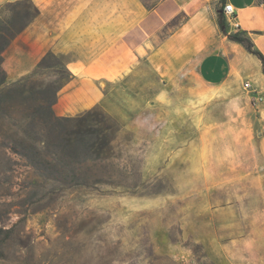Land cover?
<instances>
[{
	"label": "rangeland",
	"instance_id": "374dc122",
	"mask_svg": "<svg viewBox=\"0 0 264 264\" xmlns=\"http://www.w3.org/2000/svg\"><path fill=\"white\" fill-rule=\"evenodd\" d=\"M158 1L0 0V30L10 44L50 17L100 14L112 36ZM54 54L28 99L0 95V264H264V77L200 93L146 63L107 81L91 123L113 127L114 150L85 166L101 182L61 183L25 122L71 78L72 55Z\"/></svg>",
	"mask_w": 264,
	"mask_h": 264
},
{
	"label": "crops",
	"instance_id": "0c3cea01",
	"mask_svg": "<svg viewBox=\"0 0 264 264\" xmlns=\"http://www.w3.org/2000/svg\"><path fill=\"white\" fill-rule=\"evenodd\" d=\"M225 3L235 9L232 18L224 15ZM181 16L183 22L169 28ZM219 16L230 33L246 32L264 56V0H159L112 36H107L106 19L100 14L91 22L79 17L64 29L58 24L68 16L61 21L50 17L48 29L35 22L12 40L2 66L7 82H14L32 73L48 51L71 54V78L54 104L58 116H76L102 104L107 81L146 63L165 79L182 77L187 86L195 79L203 87H196L200 93L262 79V61L221 31Z\"/></svg>",
	"mask_w": 264,
	"mask_h": 264
},
{
	"label": "trees",
	"instance_id": "16d2710c",
	"mask_svg": "<svg viewBox=\"0 0 264 264\" xmlns=\"http://www.w3.org/2000/svg\"><path fill=\"white\" fill-rule=\"evenodd\" d=\"M219 26L230 40L242 44L249 52L258 56L262 61L264 72V56L254 48V43L246 32L237 31L230 33L224 28L225 20L222 16L219 20ZM5 39L4 31L0 30V95L4 94L6 98L11 100L15 94H20L25 101L27 98L25 96L37 90L36 83L32 80L33 75L46 66L50 57L57 56L53 51H48L41 58L31 76L9 84L6 71L2 66L3 52L9 45L4 43ZM60 89L61 86L55 90L56 98ZM55 102L56 99L49 105L47 116L39 118V121H35L34 118H25L27 125L35 126V124H38L40 126L41 133L36 139V146H34L37 149V145L43 143V148L49 149L54 156L53 160H55V163L51 166L53 176L61 183L73 182L87 185L93 180H96L94 181L96 183L101 182L96 179L97 175L85 170V166L88 161H98L112 155L114 150L113 139L107 130L113 129V127H104V122L100 119L95 125L91 123V114L97 108L86 110L77 116H58L54 111Z\"/></svg>",
	"mask_w": 264,
	"mask_h": 264
},
{
	"label": "built area",
	"instance_id": "2783aa9c",
	"mask_svg": "<svg viewBox=\"0 0 264 264\" xmlns=\"http://www.w3.org/2000/svg\"><path fill=\"white\" fill-rule=\"evenodd\" d=\"M223 12H224V15L227 17V18H232L233 17V14L235 12V9L233 7L232 4L230 3H225L224 5V9H223ZM236 26H238L237 23H235Z\"/></svg>",
	"mask_w": 264,
	"mask_h": 264
}]
</instances>
